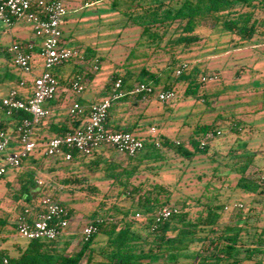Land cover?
Segmentation results:
<instances>
[{
  "label": "rangeland",
  "instance_id": "374dc122",
  "mask_svg": "<svg viewBox=\"0 0 264 264\" xmlns=\"http://www.w3.org/2000/svg\"><path fill=\"white\" fill-rule=\"evenodd\" d=\"M66 1L69 13L61 27L66 46L78 49L81 54L91 52L100 58L97 72H92L91 60L83 63L70 61L52 70V74L66 78L74 73L75 65L78 64L79 70L92 73L93 78L86 82V90L80 96L72 95L73 102L79 101L81 97L96 100L106 96L103 90L114 72L123 74L126 69L137 72L142 66L159 71L173 57L178 62L196 67L200 73L198 81L204 73L218 76V81L204 83L195 94L187 95L184 81L172 74L169 81L177 94L175 100L166 105L151 101L144 105V109H138L136 115L131 108L126 111L128 116L120 122L121 126L132 125L142 112L139 122L142 128L139 127L141 130L136 132L141 137L149 135V128L155 127L158 135L186 144L197 125H209L222 132L219 138L210 143L209 156L216 152L213 157L199 154L187 160L173 151L161 149V158L141 165L131 183L134 186L141 185L142 192L151 190L154 185H161L167 191V196L163 194L161 200L168 199L167 206L180 207L183 202L187 203L186 208L191 216H195L201 208L196 200L206 201L218 196L224 207H228L227 210L223 209L222 224H233L237 216L246 217L251 212L255 218H261L258 224L264 225V198L236 187L240 176L237 168L244 164L245 153L253 155L245 177L257 180L264 176V37L235 49L233 45L236 39L232 43L231 34L222 32L219 27L212 28V24L207 21L197 32L201 36L199 43L186 49L163 43V47L156 52L151 53L149 50L143 55L140 50H133L140 38L141 28L133 24L134 20L129 19L130 13H126L129 0ZM115 1L118 3L116 7L113 6ZM257 16L264 19V13L258 12ZM176 37L177 31L171 39ZM32 39L28 24L19 22L8 29L0 23V76L5 77L0 81L1 96L12 88L25 92L15 83L19 78H29L9 61L6 63V53L2 52L13 43ZM132 50L134 56L129 57ZM42 70V62L38 58L33 65V74L39 75ZM167 74L168 71H165L163 77ZM44 107H47V103ZM59 118L64 120L65 117ZM232 123L238 124L242 130L238 133L230 131ZM109 161H116L121 166L127 162L124 156L108 150L97 169H88L84 165L70 169V164L46 159L35 172L37 180H41L51 194H56L57 199L74 212L70 230L73 234L68 235L71 239H65L71 241L70 250L75 251L80 247L81 228L89 221L90 214L99 202L125 209L131 205L128 191L120 195L118 185L108 177L103 164ZM72 170H77L76 175L83 177L84 183L63 185V178L69 177ZM16 175V169L8 168L0 179V218L8 217L7 226L0 229V248L10 256H15L14 244L26 241L10 229L23 204L18 197V186L14 179ZM92 186L97 192L90 190ZM235 203L243 207L233 209ZM102 239L103 235H98L97 240Z\"/></svg>",
  "mask_w": 264,
  "mask_h": 264
},
{
  "label": "trees",
  "instance_id": "16d2710c",
  "mask_svg": "<svg viewBox=\"0 0 264 264\" xmlns=\"http://www.w3.org/2000/svg\"><path fill=\"white\" fill-rule=\"evenodd\" d=\"M117 5L115 1L113 6ZM126 5L128 6L126 13H130L129 19L134 20L133 24L141 28L140 38L133 50H140L143 55L149 50L154 53L167 43L185 49L199 43L201 36L197 32L207 21L212 24V28L219 27L222 32L231 34V42L236 39V44L233 45L235 49L256 38L264 37V19L257 16L258 12L264 13V0H129ZM175 31L177 37L171 39ZM133 50L129 57L134 56ZM2 53H6L4 55L6 63L9 61L13 65L12 57L7 50ZM35 55L36 51L33 52V56ZM82 55L81 63L91 60L93 66L96 65L99 70L100 58L91 52ZM71 61L78 62V60ZM182 63L185 62H178L177 58L173 57L172 61L159 71L142 66L137 72L130 69H126L123 74L114 72L103 90L104 95L106 94L104 98L110 95L113 80L117 78L123 80V90L130 89L136 83L150 84L155 88L161 86L162 90L173 89L169 80L172 74L176 75V70ZM77 66L78 64L75 65L74 73L66 78L53 74L59 84L58 91L60 84L67 85L69 89V81L77 77L82 78L85 85L93 78L92 73L79 70ZM98 70L95 71L92 67V72ZM165 71H168V74L163 77ZM199 74L196 67L188 64L187 70L176 75V79L185 83V94H195L200 85L204 84L201 80L198 81ZM209 75L216 74L204 73L200 79ZM3 78L5 77L1 75L0 81ZM76 102L84 108V115H66L62 122L50 121L41 126L37 132V142L44 144L49 139L63 136L82 125L88 116L90 105ZM123 102L139 105L137 101L133 102L128 97L113 102L108 113L106 128L114 132L131 133L142 140L143 149L133 158L125 157L127 162L124 166L116 161H109L103 165L108 177L118 185L120 195L128 191L130 207L125 209L114 204L108 206L104 201L99 202L90 214L89 221L81 228L82 231L88 224H94L98 232L87 242H81L80 247L75 251L70 250L71 236H65L66 238L62 236L51 242L26 240L23 244L13 245L15 256H10L1 248L0 254L9 259V264H83V262L84 264H264V225L258 224L261 218H255L250 212L246 217L237 216L233 224H222L224 203L218 196L206 201L196 200V204L201 208L195 216H191L186 208L187 203L183 202L180 207L167 206L168 199L161 200L163 194L167 196V191L161 185H154L151 190L142 192L141 185L134 186L131 183L141 165L146 162H156L161 158V149L173 151L177 156L187 160L199 154L213 157L216 152L209 156L210 143L220 136L203 147L200 146V142L207 132L215 133L219 129L209 125H197L187 143L180 142L179 145H174L165 135H158L160 143L156 146L154 138L150 135L141 137L136 133L141 130L138 129L139 127L142 128L139 123L143 116L142 112L132 125L118 124L116 106ZM26 117L28 116L25 113L14 115L13 118L2 122V127L15 134L13 125L20 118ZM232 124L230 131L238 133L242 130L238 124ZM108 150L119 155L114 149L106 147L95 151L88 159L73 152L70 162H64L62 159H54V161L70 164L73 167L70 169L80 165L88 169H97L103 163L104 155ZM244 157V164L237 168L240 176L236 187L258 198H264V176H260L257 180L247 179L245 172L252 162L253 155L245 153ZM1 158L0 155V162ZM46 159L48 158L43 156L42 148H38L24 159L21 168L17 169L14 179L18 186L19 200L23 204L19 207L10 227L16 234L17 216L26 208L30 210L32 216L37 214L42 210L39 205L41 197L51 194L49 188L37 184L35 173ZM76 172L77 170H72L69 177L63 178V185L84 183V178L77 176ZM90 190L97 192L93 186ZM51 195L68 210V219L71 222L74 217L73 210L60 202L56 194ZM166 207L176 208L177 213L166 220L156 222V215ZM136 215L139 217L137 218ZM7 221V216L0 218V229L7 226ZM98 235H103V239L98 241ZM67 238L69 239L65 240Z\"/></svg>",
  "mask_w": 264,
  "mask_h": 264
},
{
  "label": "built area",
  "instance_id": "2783aa9c",
  "mask_svg": "<svg viewBox=\"0 0 264 264\" xmlns=\"http://www.w3.org/2000/svg\"><path fill=\"white\" fill-rule=\"evenodd\" d=\"M69 13V4L66 0H0V23L11 29L22 22L31 27L33 39L29 42L13 43L8 49L13 65L28 79H20L18 88L26 90L21 92L12 88L4 96L0 95V179L8 168H21L22 161L42 148V154L48 159H62L64 162L72 160L73 152L85 159L101 148H112L119 155L133 158L142 149L141 139L128 132L111 131L106 128V121L113 102L128 97L140 105L153 100L167 104L176 99L177 94L173 89L162 90L150 84L136 83L128 90H123V80H113L110 95L90 105L86 120L72 132L63 136H56L44 144L37 142V132L46 125L52 116V111L44 105L52 101L58 93V81L52 70L71 60H83V55L78 49L68 48L63 40L61 27ZM35 40H39L36 45ZM42 62L43 70L39 75L33 74V52ZM188 69L187 63H182L176 70V75ZM93 70L98 67L93 66ZM201 82L218 81L216 75L203 76ZM72 95L80 96L86 85L82 78L77 77L69 81ZM25 113L28 117L20 118L14 125L13 134L2 127V122L11 119L14 115ZM84 108L76 101L72 102L67 110V115H84ZM148 134L154 138L155 145L159 146L157 128L151 127ZM220 130L207 132L200 142L205 146L209 141L221 136ZM179 145V141H173ZM39 186L44 185L37 180ZM42 208L35 215H31L28 208L16 218V232L24 240H38L51 242L64 236L69 229L68 210L53 199L51 194H45L39 200ZM233 209H241L242 204H233ZM228 209L227 206L224 207ZM177 213L176 208L166 207L156 215V222L170 218ZM138 218L139 215H136ZM98 228L88 224L81 231L80 241L87 242L97 234ZM0 264H9V259L0 254Z\"/></svg>",
  "mask_w": 264,
  "mask_h": 264
},
{
  "label": "crops",
  "instance_id": "0c3cea01",
  "mask_svg": "<svg viewBox=\"0 0 264 264\" xmlns=\"http://www.w3.org/2000/svg\"><path fill=\"white\" fill-rule=\"evenodd\" d=\"M36 45L39 44V42L37 43L35 40ZM38 57L35 55L34 59H33V65L36 64ZM67 77V76H66ZM22 79V78H20ZM18 80V79H17ZM17 84V82L15 83ZM71 97L72 94L71 92L68 90L67 85H61L60 84V88L58 91V94L56 95V97L52 100V102H47V107L48 109H50L52 111V116L49 119L48 122L50 121H54V122H62L63 118H59V117H65V115H67V110L70 106V104L73 102L71 101ZM104 97H100L99 99L96 100H86V99H82V97L80 98L79 102L84 104V105H91L94 102H98L101 99H103ZM68 100H70V102H68ZM154 101V100H153ZM131 108V109H130ZM133 110L135 115L138 114V109H144V105H136V104H132L129 102H123V103H119L116 106V118H118V124H120V122L122 123V121H125L126 117L128 116L127 112L128 110ZM133 113V112H132ZM130 113V114H132ZM72 222V221H71ZM70 222V226L68 231L66 232V234L63 236H68V235H72L73 232H71V228L73 226V223Z\"/></svg>",
  "mask_w": 264,
  "mask_h": 264
}]
</instances>
